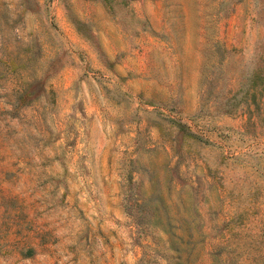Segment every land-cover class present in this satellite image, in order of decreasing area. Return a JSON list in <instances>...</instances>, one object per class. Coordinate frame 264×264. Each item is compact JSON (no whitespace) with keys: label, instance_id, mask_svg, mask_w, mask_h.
I'll return each instance as SVG.
<instances>
[{"label":"rangeland","instance_id":"rangeland-1","mask_svg":"<svg viewBox=\"0 0 264 264\" xmlns=\"http://www.w3.org/2000/svg\"><path fill=\"white\" fill-rule=\"evenodd\" d=\"M0 264H264V0H0Z\"/></svg>","mask_w":264,"mask_h":264}]
</instances>
